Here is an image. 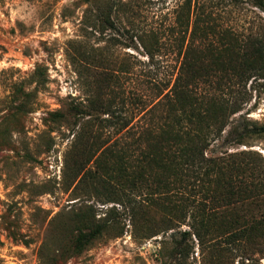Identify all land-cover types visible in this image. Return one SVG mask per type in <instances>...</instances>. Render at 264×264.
Listing matches in <instances>:
<instances>
[{"label": "rangeland", "instance_id": "obj_1", "mask_svg": "<svg viewBox=\"0 0 264 264\" xmlns=\"http://www.w3.org/2000/svg\"><path fill=\"white\" fill-rule=\"evenodd\" d=\"M189 1L0 0V264H264V0ZM187 45L206 86L241 91L192 105L221 118L223 173L144 197L147 110Z\"/></svg>", "mask_w": 264, "mask_h": 264}, {"label": "trees", "instance_id": "obj_2", "mask_svg": "<svg viewBox=\"0 0 264 264\" xmlns=\"http://www.w3.org/2000/svg\"><path fill=\"white\" fill-rule=\"evenodd\" d=\"M196 5H198V2ZM178 18L179 14H177V21ZM203 39H206V37L203 36ZM206 48L214 49V46L208 43ZM191 52L192 47H188V45L184 51H179L178 55L181 57V61L174 83L171 86H169L170 83L165 84V87L159 90L150 109L147 110V114L152 109H159L163 112V117H160L157 127L159 148L163 151L158 156H151L143 152L142 158L137 160L140 161V165L137 166L143 173L152 174L146 178L141 179V177L139 180L133 181L134 185L131 184L133 188L139 190V195L144 197H148V190L158 191L160 194L167 196L170 189L182 187L183 183L187 181L186 177L192 173H197L195 171L203 172L202 174L205 175L207 173L216 175L223 173L222 166L216 165L215 161L204 156L211 143L217 141L218 136L221 135L222 125L219 127V124L222 123L221 118L215 117L216 128L209 129L207 126L202 125L206 124L208 114L195 112L196 108L192 105L194 101V104H196L197 100L200 103L213 100V95L210 94L209 89L213 84H216L218 88L217 91L215 89L216 94H214L217 102L220 101L218 95L221 93L222 88L231 91V95L237 93L241 95V91H234L230 85L223 86V83L212 82L206 86L205 83H209V79L213 77L212 70L203 66L202 58L193 63L190 57ZM246 71V68H238L235 65L234 67L225 68L223 74L230 81L235 79L236 82L232 85L237 86ZM224 101L222 100V102ZM237 103L238 101L235 100L230 106L234 107L235 111L239 109ZM221 105L223 104L221 103ZM209 106H215V104ZM208 113L210 114L209 109ZM142 131L143 135L141 136L146 137L150 129L147 126ZM248 133L264 134V126L251 128ZM227 138L228 136L225 140ZM235 141L237 144L241 143L240 139ZM114 149L116 151L117 147ZM164 155L169 158V165L163 160L159 159L157 161L158 158ZM127 159L129 160V158ZM182 173L183 175H181Z\"/></svg>", "mask_w": 264, "mask_h": 264}]
</instances>
